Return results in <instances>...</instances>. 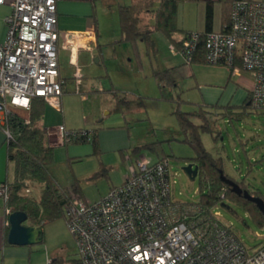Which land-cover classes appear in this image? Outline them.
I'll use <instances>...</instances> for the list:
<instances>
[{
    "label": "rangeland",
    "instance_id": "1",
    "mask_svg": "<svg viewBox=\"0 0 264 264\" xmlns=\"http://www.w3.org/2000/svg\"><path fill=\"white\" fill-rule=\"evenodd\" d=\"M113 1L128 3V0ZM210 1L213 25L217 27L228 0ZM106 8L109 12L106 25L112 29L113 18L118 22L113 13L116 9L110 5ZM205 12V1L179 0L176 14L179 31L175 37L204 28ZM152 37L157 52L143 41L136 46L126 43L128 54L106 59L108 74L97 73L92 84L84 83L86 99L82 100L74 92V85H70L62 96L63 113L46 108L45 127L63 124L69 132L87 131L97 140L94 148L91 140L61 143L56 131L50 134V143L55 146L49 168L57 184L71 189L76 183L81 198L94 202L126 179L130 164L135 165L143 157L155 160L166 156L174 181V198L197 204L199 177L190 180L182 169L191 162L194 150L180 128L177 112L196 113L204 109L211 121V132H200L203 146L213 156L222 157L229 176L248 184L264 198V108L246 105L247 88L229 67L204 61L189 64L181 54L173 56L162 33H152ZM167 58H175L172 60L180 61L179 66L183 67L171 73L175 84L159 82L152 72L153 67L164 64ZM240 74L244 81L252 80L249 71L241 70ZM191 121L201 123L196 116ZM12 172L13 163L9 165L10 177ZM29 186L27 195L38 201L42 185L32 182ZM223 202L224 205L214 207L222 223L230 226L248 247L264 242V226L253 219L242 202L229 197ZM42 230V242L34 245L41 256L55 260V264H80L65 215L45 224Z\"/></svg>",
    "mask_w": 264,
    "mask_h": 264
},
{
    "label": "built area",
    "instance_id": "2",
    "mask_svg": "<svg viewBox=\"0 0 264 264\" xmlns=\"http://www.w3.org/2000/svg\"><path fill=\"white\" fill-rule=\"evenodd\" d=\"M57 1L0 0L11 6L0 41V124L7 140L13 136L5 122L13 109L28 110L34 96L56 105L63 92ZM201 39L206 63L225 65L233 74L251 73L250 103L264 108V0L235 1L229 25L207 31L203 38L198 31H187L179 48H169L188 63ZM74 79L78 90V68ZM55 131L61 143L88 134L69 132L63 124ZM173 182L168 159L151 162L143 157L129 165L120 185L97 201L70 193L63 209L81 264H264V242L248 247L222 223L218 210L209 214L198 203L174 198ZM8 193V182H1L5 203ZM5 211L10 213L8 207Z\"/></svg>",
    "mask_w": 264,
    "mask_h": 264
},
{
    "label": "trees",
    "instance_id": "3",
    "mask_svg": "<svg viewBox=\"0 0 264 264\" xmlns=\"http://www.w3.org/2000/svg\"><path fill=\"white\" fill-rule=\"evenodd\" d=\"M184 1L206 2L205 28L203 31H198L201 34V38H203L207 31L212 30L211 1ZM235 1L237 0L227 1V6L221 15V28L229 25L231 8ZM178 2L179 0H128L127 4L118 3L117 13L121 41L133 46H136L138 41H143L156 52L155 42L151 35L152 33L159 32L166 37L169 44H173L176 48H179L181 38L176 39L175 37V33L179 31L176 24ZM204 51V42L201 39L195 54L188 63L205 62ZM153 75L159 82L173 83L168 69L155 71ZM121 100L126 102L124 99ZM245 102L246 105H251L250 92H248ZM44 107L45 100L40 96H34L31 98L28 110H23L25 112L22 114L16 110L17 108L13 109L5 122V126L9 128L13 136L7 140V144L8 160L14 166L13 181H6L9 185V193L5 207H8L10 212L24 211L27 214L28 224L41 229L45 224L58 219L62 215L64 216L63 206L65 198L70 193L82 197L76 183L72 184L71 189L61 187L57 184L50 171L49 167L53 162L54 147L48 142L47 129L38 123L44 114ZM192 116L198 117L201 123H193L191 121ZM25 119H28L29 122L26 123ZM177 119L181 130L186 136V140L194 150V157L191 162L198 165L197 176L201 185L200 200L198 201L200 209L210 214L212 208L219 204L224 205V199L229 197L242 202L251 213L253 219L261 226H264V213L259 210L254 202L245 199L242 194L237 195L232 192L230 185L221 179L220 171L226 177L237 182L242 190H247L255 196L259 195L253 192L248 184H245L243 181H237L229 176L224 170L222 157L213 156L201 142L200 132H211V121L208 119V112L204 111V109L196 113L178 111ZM88 140H91L94 148L97 147L95 135L90 137L89 134H86L71 138L73 142ZM160 159L168 158L161 156ZM32 182L42 185L40 198L36 202L32 197L27 195L30 192L29 185ZM25 189H29V191L26 192ZM40 236L42 242V232ZM78 261L81 264L79 259ZM49 264L55 263L49 262Z\"/></svg>",
    "mask_w": 264,
    "mask_h": 264
},
{
    "label": "crops",
    "instance_id": "4",
    "mask_svg": "<svg viewBox=\"0 0 264 264\" xmlns=\"http://www.w3.org/2000/svg\"><path fill=\"white\" fill-rule=\"evenodd\" d=\"M109 5L111 9L115 6L116 11H113V13H115V19H118V13H116L118 4L113 0L57 1L56 15L57 29L59 33L57 60L59 77L64 81L63 92L57 100L56 105H51L45 102L44 114L38 121L39 125L44 126L43 119L45 117L46 108H50L58 113H63L62 96L65 89H68L70 85H74V92L79 93L82 100L86 99L87 94L84 93L82 89L84 83L92 84L93 76L97 73L102 72L104 74H108L109 71L106 59H117L122 53L128 54L127 44L121 41L119 19L118 22H116L113 18V22H111L110 17V22L113 26L112 29L106 25L108 24L107 13H109L107 12L106 7ZM10 12L11 6L8 2L0 3V41L4 40L6 34V24L4 18L9 15ZM204 28H199L197 31H203ZM220 28L221 23L217 27H214L212 23L213 30H219ZM181 36L176 37V39H180ZM157 51L156 47V52ZM176 54L177 53H173V56H178ZM172 59L175 58H167L164 64L159 66L157 64V66L152 68V72L154 73L158 70L168 69L171 76L172 72L183 69L182 66H179L180 61H173ZM77 68L81 73V81L78 85V90L76 89V85L74 83V73ZM235 75L239 76V83L242 86H245L248 92H251L253 79L250 82H246L243 80L240 72L235 73ZM173 83L175 84L174 79ZM23 112L21 113L23 114ZM56 126L54 128L44 126L47 129L49 144H51L50 134L55 132ZM52 146L54 147L55 145ZM159 159L160 157H157L155 160H149L151 162H155ZM11 163L12 162L8 160V144L4 127L0 124V183L7 180L13 181L14 166L12 176H9V165ZM5 208L4 200L0 198V264H41L42 261L44 264L45 262L46 264H49V262L55 263V260L50 259V261H48L49 258L41 256L40 250L34 246L36 243H40L41 241L30 245L10 244L7 241L9 222L8 214L6 213ZM26 223L28 224V222Z\"/></svg>",
    "mask_w": 264,
    "mask_h": 264
},
{
    "label": "water",
    "instance_id": "5",
    "mask_svg": "<svg viewBox=\"0 0 264 264\" xmlns=\"http://www.w3.org/2000/svg\"><path fill=\"white\" fill-rule=\"evenodd\" d=\"M185 174L190 180H194L198 175V165L194 162H188L182 167ZM221 179L230 185L231 191L237 195H243V197L249 201L254 202L259 210L264 213V198L250 194L247 190H242L237 182L226 177L222 171H220ZM9 230L7 234V241L10 244L17 245H30L35 242L41 241L40 233L42 229L30 224H27V214L24 211H13L8 215ZM246 224V222H243Z\"/></svg>",
    "mask_w": 264,
    "mask_h": 264
}]
</instances>
